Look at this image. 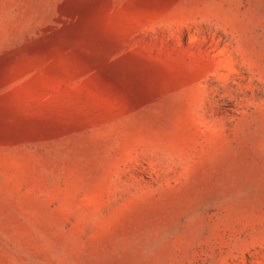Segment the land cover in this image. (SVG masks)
Returning <instances> with one entry per match:
<instances>
[{"label":"rangeland","instance_id":"374dc122","mask_svg":"<svg viewBox=\"0 0 264 264\" xmlns=\"http://www.w3.org/2000/svg\"><path fill=\"white\" fill-rule=\"evenodd\" d=\"M0 264H264V0H0Z\"/></svg>","mask_w":264,"mask_h":264},{"label":"bare ground","instance_id":"6f19581e","mask_svg":"<svg viewBox=\"0 0 264 264\" xmlns=\"http://www.w3.org/2000/svg\"><path fill=\"white\" fill-rule=\"evenodd\" d=\"M145 214V213H144Z\"/></svg>","mask_w":264,"mask_h":264}]
</instances>
